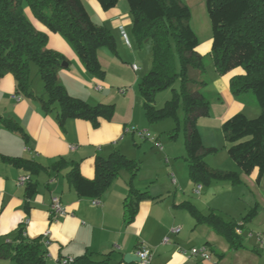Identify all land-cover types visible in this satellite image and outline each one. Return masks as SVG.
<instances>
[{"label":"crops","instance_id":"0c3cea01","mask_svg":"<svg viewBox=\"0 0 264 264\" xmlns=\"http://www.w3.org/2000/svg\"><path fill=\"white\" fill-rule=\"evenodd\" d=\"M81 3L96 25L114 19L120 12L115 9L105 11L98 0H81ZM127 24L124 20L119 23L118 28L124 26L126 29ZM207 44L208 47H204ZM212 46L213 37L203 45L200 44L198 51L205 57L210 54ZM74 60L77 70L84 75L89 85L94 82L98 92L92 90V94L88 95L83 88L77 89L62 67L59 79L68 93L88 102L95 95L106 94L105 88L99 85L101 79L86 76L85 67L78 57ZM68 67L69 64L66 68ZM243 74L241 68L224 76H219L214 70L212 79L203 90L211 104L210 116L204 119H210L216 126H220L226 142L228 141L222 128L225 122L238 114H243L250 120H253V116L254 119L257 118L253 114L257 112L254 110L257 108L251 105V98L244 96L247 94L234 96L230 89L231 79ZM32 91L36 97L44 93ZM123 94L125 95L124 92ZM135 100L132 114L126 120L113 115L111 119H101L98 128H94L89 121L74 118H68L60 124L59 109L48 113L38 99L18 93L17 82L12 74H6L0 80V117L12 121L21 129L20 132L10 130L0 121V155L34 161L40 166L36 171H29L0 157V245L13 240L23 227L26 238H43L49 242L48 264H59L62 260L77 258L85 253L96 254L98 260L108 255L106 258L110 264H126V254L138 255L143 250L151 253L149 264H264V194L260 192L253 195L254 189H260L258 170L243 174L251 184L250 187L244 184L241 173L211 166L216 171L238 174L241 183L233 185L231 182L216 180L196 183L189 168L187 175L180 174L176 168L178 162L166 168L162 155H159L153 156V159L163 165L162 171L154 162L149 165L150 173L143 177L138 172L132 177L129 172L122 171L101 197L94 196L91 185L81 184L78 189L69 180L66 173L71 163H78L82 177L93 181L97 158L107 159L111 154L121 153L137 163L141 160L142 153L147 154L150 140L142 138L131 129L135 127L139 131L149 132L150 128L155 130V127L147 121L143 108L144 99L135 94ZM137 100H141L139 107ZM201 121H198V131L202 144L206 148H215L212 144V126ZM142 142L145 145H141ZM158 149L164 151V148ZM165 162L169 164L170 160L167 158ZM24 176L30 179L22 184L20 180ZM190 182L194 185L191 189ZM219 183L230 185L228 192H219L213 188L212 193L204 199L193 197L195 194L201 196L204 186L210 189ZM199 186L201 190L198 192ZM240 188L245 189L243 197H236L242 194L235 192L240 191ZM29 190L32 191L30 197ZM131 190L148 192V195L140 201L134 220L127 224L126 201ZM228 193L235 200L229 209L224 206L223 197ZM54 198L61 200L67 212L57 219H52L51 215ZM188 204L193 205L204 216L215 213L228 222L236 223L235 232L240 239V246L234 248L226 238L206 224L198 225L187 209ZM252 211L255 212L254 216L245 221L244 218ZM176 229L180 231L174 233ZM166 238H169V243H164ZM203 247L209 250L211 260L187 257L181 252L184 249ZM0 264L16 263L0 260Z\"/></svg>","mask_w":264,"mask_h":264},{"label":"trees","instance_id":"16d2710c","mask_svg":"<svg viewBox=\"0 0 264 264\" xmlns=\"http://www.w3.org/2000/svg\"><path fill=\"white\" fill-rule=\"evenodd\" d=\"M98 1L105 11L118 2ZM128 2L135 38L140 45H150L152 49V68L139 83L146 118L153 123L166 117H178L181 110L186 159L193 180L196 183L215 180L233 185L241 183L238 174L216 171L206 162V158L217 150L202 144L197 127L199 119L210 116L211 104L203 93L209 84L208 71L204 56L198 51L199 39L191 27L190 9L183 0ZM206 2L213 31V46L209 55L216 73L224 76L241 68L244 74L230 81L231 92L234 96L253 94L261 110L256 119L250 120L238 114L223 124L225 138L231 144L229 154L246 174L258 168L260 181L264 177V0ZM25 5L37 20L71 43L81 64L98 79L103 78L104 72L100 69L97 50L101 46L115 47L113 35L103 25H96L90 20L81 0H0V80L6 74H12L18 93L38 99L48 113L59 109L60 124L74 118L89 121L94 128H98L101 119L113 117V106L91 107L68 93L59 79L65 59L48 48L47 35L38 31L27 19ZM31 63H35L44 82L45 91L39 97L32 91ZM178 81L179 90L174 89ZM169 89L173 91L174 98L164 108L156 109V96ZM0 121L10 130L21 131L10 120L0 117ZM171 138H175V134ZM0 157L29 171L40 167L34 161ZM122 171L134 177L138 165L123 154L114 153L107 159L97 158L93 181L82 177L78 163H71L66 175L78 189L81 184H89L94 196L101 197ZM31 195L29 190L28 197ZM147 195L148 192L131 190L126 201L127 224L134 220L140 201ZM187 209L198 225L206 224L234 248L240 244L235 232L236 223L228 222L215 213L204 216L191 204L187 205ZM254 213L250 212L244 220H250ZM107 256L98 260L96 254L85 253L70 261L62 260L59 264H110ZM0 260L16 264H47V245L43 238H26L22 227L13 240L0 245Z\"/></svg>","mask_w":264,"mask_h":264},{"label":"rangeland","instance_id":"374dc122","mask_svg":"<svg viewBox=\"0 0 264 264\" xmlns=\"http://www.w3.org/2000/svg\"><path fill=\"white\" fill-rule=\"evenodd\" d=\"M185 4L191 11L192 20H191V27L196 33L199 42L201 45L210 41L213 37L212 31V22L208 13V7L206 0H183ZM112 9L119 10V14L112 20H109L106 23H102L99 26L106 27L110 33L114 37L115 47L110 46H101L97 50V57L100 64L101 71L104 72L103 78L99 82V85L105 88L106 94L102 95H95L94 99L91 102L87 100H82L86 102L91 107H98L100 105L104 106H113L115 118L118 119H128V116H131L132 110L136 105L135 94L143 100V96L139 90V83L141 79L151 70L152 68V49L150 45H140L133 33V24H132V15H131V8L129 5L128 0H118L115 7ZM110 9V10H112ZM25 13L27 19L31 22V24L41 33L47 35L49 49L59 53L65 59V63L69 64L68 68H65V73L69 76V80L77 86V89L83 88L84 93L88 95L92 94V90L98 92L96 90V86L94 82L90 85L85 79L84 75L81 74L76 67V61L74 58H77L76 51L71 43L61 34L55 33L51 31L45 24L37 20L31 10L25 5ZM126 20L128 24L126 25V32L129 38V44L127 43L126 39L122 37L120 34L118 25L120 22ZM61 44V45H60ZM204 47H208V44ZM203 49V48H202ZM74 57V58H73ZM204 62L207 66L208 77L207 79L210 81L214 74V66L212 64V59L210 55H206L204 57ZM134 66H137L140 71H135ZM31 74H30V82L32 89L37 93L44 92V82L41 79L38 68L35 63L30 64ZM79 73H77L76 72ZM86 70V69H85ZM86 76H90L92 78L93 75L86 70ZM81 87V88H78ZM180 82L178 81L174 85V89L179 90ZM93 91V92H94ZM125 93V95L123 94ZM105 95V96H104ZM87 96V95H86ZM245 97L251 98L252 102L251 105L254 106L253 108H257V112L253 114L257 115L258 118L260 113L259 103L254 97L253 94L249 93L244 95ZM174 98L173 91L171 89L159 93L156 98L154 105L157 109H162L165 107L166 103L171 101ZM100 99H104V102H101ZM138 102V100H137ZM141 103V100L138 102V107ZM138 112V111H137ZM260 113V114H259ZM138 117V115H137ZM255 116H253L254 119ZM182 118V120H181ZM201 122L205 124H210L212 126V144L215 145L214 149L217 150L212 156L206 159V162L211 167H216V169L224 170V171H237L242 175L245 174L243 170L236 164V162L231 158L229 154V149L231 144L226 142L222 133L220 126H216L214 122H211L210 119L201 118ZM198 120V121H199ZM204 120V121H203ZM148 121V119H147ZM183 113L181 110L178 112V117H166L162 120L155 121L152 123V126L155 127V130H149L151 136L162 145L164 151L161 152L156 143L151 141L148 142V146L146 149V155L143 153L141 154V160L137 161L138 165V175L145 176L146 174L150 173L151 167L149 166L150 163H155L156 167L162 171L164 167H171L173 163H177L178 170L180 174H188L189 165L185 161L184 158L187 156V152L185 149V140L183 134ZM151 124V123H150ZM197 127L199 124L197 123ZM176 129L178 131H176ZM166 131H171L176 133L175 138H171L170 133H165ZM153 142V143H151ZM138 143V142H137ZM153 144V145H151ZM141 145H145V142H142ZM150 148V149H148ZM162 155V162L163 165L158 164L156 160L153 159V156ZM170 160V165L165 162V159ZM255 170L259 169L256 168ZM243 172V173H242ZM251 172V173H252ZM245 175L242 176V180L247 187H250L251 184L244 178ZM177 180L180 178L176 175ZM180 181V180H179ZM260 189L255 190L254 194L263 193L264 194V177L259 181ZM225 185V186H224ZM230 186V185H229ZM227 184L213 185L210 189H207L208 186H204L205 189L201 196L195 194L193 197L195 199L205 198L206 195L209 193L211 194L213 188L216 191L226 193L228 192V188H230ZM193 183L190 182L189 189L193 188ZM244 188H240V191H235L238 193L236 197H243ZM207 193V194H206ZM253 193V192H252ZM251 194V193H250ZM224 206L229 209L230 204H232L235 200L233 199L231 194H224ZM48 264V263H47Z\"/></svg>","mask_w":264,"mask_h":264},{"label":"built area","instance_id":"2783aa9c","mask_svg":"<svg viewBox=\"0 0 264 264\" xmlns=\"http://www.w3.org/2000/svg\"><path fill=\"white\" fill-rule=\"evenodd\" d=\"M119 31L120 34L122 35L123 38L126 39L127 43L129 44V38L127 35V32L125 30L124 26H120L119 27ZM130 45V44H129ZM134 70L138 71L139 68L137 66H134ZM98 89L101 90V87H98ZM133 132L139 134L142 138L144 139H150L151 141L155 142L157 147L160 149H163L162 145L159 144L148 131H139L137 128H132L131 129ZM30 177L28 176H24L21 178L20 182L22 184L26 183L27 181H29ZM201 190V186L198 187V192ZM95 205L97 204V202L94 203ZM66 208L62 205L61 200L59 198H54L52 201V205H51V215H52V219H57L61 216H64L66 214ZM180 231V229H176L174 230V233H178ZM45 243L46 245L49 244V242L45 239ZM164 243H169V238H166L164 240ZM183 255L187 256V257H191V258H202L204 260H211V254L209 252V250L206 247L203 248H191V249H184L181 251ZM138 256L141 258L142 262L141 264H149L150 260H151V253L148 250H143L138 252ZM71 258L69 259H65L64 261H70Z\"/></svg>","mask_w":264,"mask_h":264},{"label":"water","instance_id":"95a60500","mask_svg":"<svg viewBox=\"0 0 264 264\" xmlns=\"http://www.w3.org/2000/svg\"><path fill=\"white\" fill-rule=\"evenodd\" d=\"M68 66L67 63H63L62 67L66 68ZM124 262L126 264H131V263H141L142 260L138 255L135 254H126L124 257Z\"/></svg>","mask_w":264,"mask_h":264}]
</instances>
